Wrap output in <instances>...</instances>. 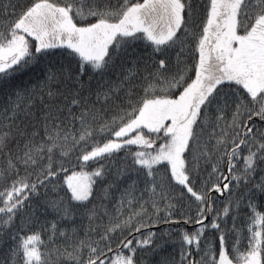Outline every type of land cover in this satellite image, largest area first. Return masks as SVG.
I'll return each mask as SVG.
<instances>
[{
	"label": "snow or ice",
	"instance_id": "obj_1",
	"mask_svg": "<svg viewBox=\"0 0 264 264\" xmlns=\"http://www.w3.org/2000/svg\"><path fill=\"white\" fill-rule=\"evenodd\" d=\"M0 247L264 264V0H0Z\"/></svg>",
	"mask_w": 264,
	"mask_h": 264
},
{
	"label": "trees",
	"instance_id": "obj_2",
	"mask_svg": "<svg viewBox=\"0 0 264 264\" xmlns=\"http://www.w3.org/2000/svg\"><path fill=\"white\" fill-rule=\"evenodd\" d=\"M185 228L188 230V231H192L194 228H195V225L192 224V225H185ZM217 247H218V241H217ZM163 251L165 253H171L172 252V248L170 246H166ZM177 255H178V248H177ZM6 255H5V248L4 247H0V261L6 259ZM148 259H155V257H149Z\"/></svg>",
	"mask_w": 264,
	"mask_h": 264
}]
</instances>
